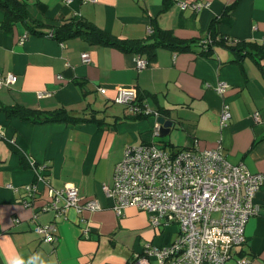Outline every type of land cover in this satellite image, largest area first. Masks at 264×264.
<instances>
[{"label": "crops", "instance_id": "obj_1", "mask_svg": "<svg viewBox=\"0 0 264 264\" xmlns=\"http://www.w3.org/2000/svg\"><path fill=\"white\" fill-rule=\"evenodd\" d=\"M177 1L24 0L26 20L8 27L0 8V74L13 75L0 86V102L63 107L85 116L32 122L0 109V264H158L145 245L171 242L176 224H152L135 206L118 215L101 187L111 185L125 144L158 139L169 147H218L229 162L264 172V55L238 57L213 40L264 44V0H185L183 7ZM70 17L123 39L138 41L151 25L194 40L179 50L158 46L145 59L149 50L124 51L78 34L59 42L47 34ZM30 24L40 34L27 30ZM136 56L144 66L136 65ZM219 81L226 83L221 94ZM121 87L134 88L137 103L150 111L136 114L114 101ZM223 102L229 116L221 124ZM158 115L172 120L162 136L154 134ZM64 183L76 187L80 201L95 199L98 207H69L62 216L38 211L46 188ZM253 201L256 213L247 218L245 240L231 247V256L264 264V184ZM49 222L55 225L47 240L35 225Z\"/></svg>", "mask_w": 264, "mask_h": 264}, {"label": "built area", "instance_id": "obj_2", "mask_svg": "<svg viewBox=\"0 0 264 264\" xmlns=\"http://www.w3.org/2000/svg\"><path fill=\"white\" fill-rule=\"evenodd\" d=\"M186 3L177 1L181 7ZM80 56L89 60L86 52ZM135 62L139 68L145 64L138 56ZM12 80L10 72L0 74V86ZM98 89L102 92L104 88ZM215 89L223 93L226 83L217 82ZM113 99L137 113L150 111L137 103L132 87L118 88ZM228 116L223 102L219 122L224 124ZM263 183L264 172H251L241 163L229 162L218 147L181 148L170 155L148 140L125 144L114 164L111 185L101 187L112 198L116 214L125 206H135L148 213L152 224L161 217L177 223L179 237L160 246L145 245L146 255H153L158 264H247V257L231 256V247L244 241L245 222L257 210L254 194ZM36 207L38 211L53 209L62 216L69 207L78 212L97 208L98 203L95 199L80 201L76 187L64 183L60 188L47 187L44 200ZM54 225L36 223L35 230L50 240Z\"/></svg>", "mask_w": 264, "mask_h": 264}, {"label": "trees", "instance_id": "obj_3", "mask_svg": "<svg viewBox=\"0 0 264 264\" xmlns=\"http://www.w3.org/2000/svg\"><path fill=\"white\" fill-rule=\"evenodd\" d=\"M23 5H24V0H0V8L3 9V13H4V17L1 20L2 26L4 25V27H8L12 21L17 19L25 21L27 15L25 13V8L23 7ZM26 28L32 33L40 34V32L36 31L35 26H32L31 24L27 25ZM47 34L50 37L52 36L58 39L59 42H62L65 38L69 36L78 34L87 37V39L90 41L105 45H110V46H117L124 51L137 52L140 50H149V52H146L145 54L146 56L144 57L145 59H149V56L151 57L152 55V50L154 51L155 48L158 46H165L172 50H179L184 47H188L189 43L194 40L193 38L185 39L174 36L169 29H160L159 31L153 30L151 25H150L149 33H147L146 36L139 39L138 41L129 38L123 39V38H118L106 31H103L102 29L94 26L90 22L81 20L80 18L77 17H70L66 19L60 25L54 27L52 31L49 30ZM211 39L212 38L210 37L208 42L207 40H205L206 44L204 46H207L208 44L210 45ZM213 40L217 41V43H222L228 46L232 51L235 52V54L238 57H240L244 52L252 53L254 56L256 54L260 56L264 55V44L262 43L235 40L234 42H232L231 45H227L226 40L224 39L223 36L213 38ZM203 41L204 40L199 42H203ZM205 50H200V52H203ZM138 57L142 58L141 56ZM255 59L258 60V56L255 57ZM0 109L5 113L7 117L15 116L18 117L19 119L29 120L32 122H45V121H56V120H60V121L66 120V121L76 122L79 119H85V116H81L80 113H77L73 110H66L63 107H56L54 109H43L39 107L25 106L19 103L4 105L0 102ZM136 114L143 115L142 112H138ZM153 142L158 147H160V149H162L163 151H165L167 154L170 155H174V153L180 150L181 148L189 149V147H183V146L169 147L158 139L153 140ZM169 222H174L178 230L177 223L171 219H165L161 217L158 219L157 224L169 223ZM177 237H179L178 231L176 232V235L172 240L176 239ZM243 242L244 241H242L240 244H237L235 246H239Z\"/></svg>", "mask_w": 264, "mask_h": 264}, {"label": "water", "instance_id": "obj_4", "mask_svg": "<svg viewBox=\"0 0 264 264\" xmlns=\"http://www.w3.org/2000/svg\"><path fill=\"white\" fill-rule=\"evenodd\" d=\"M156 123H157V134L164 135L167 133L168 129L172 125V120L164 117L163 115L156 116Z\"/></svg>", "mask_w": 264, "mask_h": 264}, {"label": "clouds", "instance_id": "obj_5", "mask_svg": "<svg viewBox=\"0 0 264 264\" xmlns=\"http://www.w3.org/2000/svg\"><path fill=\"white\" fill-rule=\"evenodd\" d=\"M18 264H19V262H18Z\"/></svg>", "mask_w": 264, "mask_h": 264}]
</instances>
